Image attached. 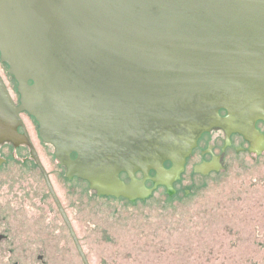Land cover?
<instances>
[{
  "label": "water",
  "instance_id": "water-1",
  "mask_svg": "<svg viewBox=\"0 0 264 264\" xmlns=\"http://www.w3.org/2000/svg\"><path fill=\"white\" fill-rule=\"evenodd\" d=\"M0 53L21 94L17 109L0 80V142L18 141L28 111L67 177L98 196L171 193L203 134L220 128L228 143L264 120V0H0ZM211 137L220 148L224 136ZM36 146L58 167L52 147ZM242 157L230 153L225 166ZM201 178L188 171L179 190Z\"/></svg>",
  "mask_w": 264,
  "mask_h": 264
},
{
  "label": "rangeland",
  "instance_id": "rangeland-1",
  "mask_svg": "<svg viewBox=\"0 0 264 264\" xmlns=\"http://www.w3.org/2000/svg\"><path fill=\"white\" fill-rule=\"evenodd\" d=\"M259 164L264 160L242 157L162 199L129 203L86 196L88 185L75 182L60 184L59 194L77 231L101 249L95 258L107 256L95 263L264 264V171H256ZM46 205L44 214H51Z\"/></svg>",
  "mask_w": 264,
  "mask_h": 264
},
{
  "label": "flooded vegetation",
  "instance_id": "flooded-vegetation-1",
  "mask_svg": "<svg viewBox=\"0 0 264 264\" xmlns=\"http://www.w3.org/2000/svg\"><path fill=\"white\" fill-rule=\"evenodd\" d=\"M9 70L10 66L2 60L0 53V80L14 106L18 109L21 106L19 82ZM29 84L32 85L33 82L30 81ZM220 115L226 117V112L222 111ZM18 116L20 119V123L16 125L18 141L16 143L11 140L0 142V264H86L81 254L85 256L88 264L106 261L105 254H103L105 257L101 259L95 258L94 255L101 249L93 247L92 237H88L89 240L85 241L84 236L82 237L77 231L75 218L69 214L66 203L60 197L59 186L62 183L75 182L81 186L88 185L87 192L83 188L86 196L88 194L92 196L93 193L97 195V193L91 189L88 181L78 177L72 179L67 177L66 166L62 165L56 157L55 147L41 138L40 125L34 116L28 111H21ZM215 131L219 132L220 136H224L220 148H218L216 139L211 137ZM27 138L45 173L33 157L30 145L21 142ZM36 141L54 149V158L58 164L56 169L51 170L45 164L36 146ZM19 149H22L24 154L19 153ZM230 153L236 157H246L253 162L264 160V120H258L255 123L253 134L244 135L235 132L228 143L225 132L220 128L203 134L197 142V147L187 159L181 178L174 183L173 191L169 193L165 186H158L153 190V181L148 179L145 187L153 192H150L145 199L160 188H163L169 196L177 195L179 184L188 171L196 177H208L223 172L225 159ZM71 158L77 159V154H72ZM262 165H258L257 172L263 173L264 165ZM165 167L170 168L171 164L167 163ZM155 175L154 171L149 173L151 178ZM135 177L140 181L144 176L141 172H137ZM120 179L126 184L130 183V178L126 173H122ZM48 181L71 223L81 249L77 247L54 201ZM187 191L186 189V194ZM106 198L122 199L134 203L125 198ZM137 201L144 200L137 199L135 202ZM44 205L49 208L51 214H44Z\"/></svg>",
  "mask_w": 264,
  "mask_h": 264
}]
</instances>
